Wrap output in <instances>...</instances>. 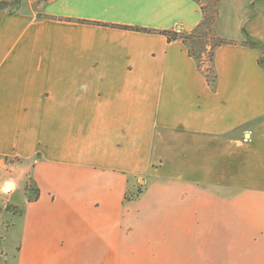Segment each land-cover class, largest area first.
Instances as JSON below:
<instances>
[{
  "label": "crops",
  "instance_id": "obj_1",
  "mask_svg": "<svg viewBox=\"0 0 264 264\" xmlns=\"http://www.w3.org/2000/svg\"><path fill=\"white\" fill-rule=\"evenodd\" d=\"M202 19L194 0L0 15V194L26 207L16 264H264V70L244 45L264 31V0H221L215 89L160 33ZM141 183L191 202H128Z\"/></svg>",
  "mask_w": 264,
  "mask_h": 264
},
{
  "label": "trees",
  "instance_id": "obj_2",
  "mask_svg": "<svg viewBox=\"0 0 264 264\" xmlns=\"http://www.w3.org/2000/svg\"><path fill=\"white\" fill-rule=\"evenodd\" d=\"M28 1L36 0H0V15L3 12L9 13H19L23 4ZM54 0H38L37 2L41 4H47ZM195 2L201 4L203 11V19L198 27L192 34L178 33L174 31H163L161 34L167 36L169 41H182L188 48L189 55L196 61L199 70H203L209 84L213 89L216 88L217 74L213 67L214 53L219 47L228 44L229 41L221 39L217 36V23L220 14V2L221 0H194ZM129 30H134L144 33H155V30L142 29V28H126ZM244 45L249 46L253 49H258L261 51L262 56L260 57L259 63L264 70V44L259 43L251 39H247ZM208 62L210 67L205 68V63ZM9 161V159H6ZM24 161L22 159L10 160V163L20 164ZM24 194L29 203H36L40 199L41 191L33 178L31 172L26 176ZM128 196L126 195V200ZM14 214L19 210L18 215L22 218L26 213V207L23 205H17L14 207ZM7 212L11 210L9 207L6 208Z\"/></svg>",
  "mask_w": 264,
  "mask_h": 264
},
{
  "label": "rangeland",
  "instance_id": "obj_3",
  "mask_svg": "<svg viewBox=\"0 0 264 264\" xmlns=\"http://www.w3.org/2000/svg\"><path fill=\"white\" fill-rule=\"evenodd\" d=\"M37 1L38 0L31 2L36 5H42ZM204 3H206L205 0ZM240 32H242V35L245 37L249 36L248 30L246 28H243ZM258 37H260V39L257 41L264 44V31H258ZM207 67H210L208 62L205 63V68ZM143 186H145L144 183H141L140 185L136 184V189H130V191H127V201L135 202L140 205L144 203L170 204L176 202H191V196L189 194H183L185 191H143ZM10 189L11 187L9 186V188L3 192L4 194H0V264H16V256L20 244L22 225L20 222L21 217L18 215L19 210H17V212L14 214V207L17 206L6 202V200L9 198L8 191ZM7 207H9L11 210L10 212L6 211Z\"/></svg>",
  "mask_w": 264,
  "mask_h": 264
}]
</instances>
